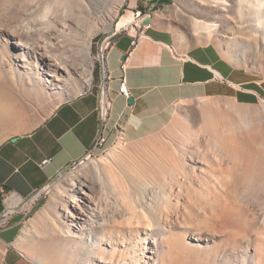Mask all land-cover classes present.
Masks as SVG:
<instances>
[{"label": "rangeland", "instance_id": "obj_1", "mask_svg": "<svg viewBox=\"0 0 264 264\" xmlns=\"http://www.w3.org/2000/svg\"><path fill=\"white\" fill-rule=\"evenodd\" d=\"M229 1L163 0L147 19L173 32L184 48L213 45L242 74L244 88L258 93L248 95L264 118V8L256 11L259 23L250 8L243 12L234 5L240 0ZM129 6V0H0V144L34 130L61 104L94 88L100 89V102L109 104L102 82L107 81L105 54L115 26L136 10L145 13L142 0L136 8ZM46 9L52 10L43 18ZM26 26L34 29L31 36L22 34ZM56 63L68 66V88L55 82ZM203 121L201 115L181 134L174 128L158 143L101 148L62 172L33 203L17 249L35 264H126L131 258V264H264V193L240 201L224 224L193 206L192 193L221 190L225 185L217 179L231 167L230 158L212 152ZM154 157L164 164L163 171L158 169L163 182L150 170ZM177 158L185 165L171 175L168 164ZM107 161L129 199L108 182ZM81 187L93 194L109 222L75 241L60 235L57 226L61 217L74 224L89 221L88 214L79 216L72 207L71 216L64 206L71 199L67 192L74 195ZM82 194L75 197L80 206L93 205ZM189 204L195 216L208 218L207 226L191 224ZM138 213L149 216L150 226Z\"/></svg>", "mask_w": 264, "mask_h": 264}, {"label": "crops", "instance_id": "obj_2", "mask_svg": "<svg viewBox=\"0 0 264 264\" xmlns=\"http://www.w3.org/2000/svg\"><path fill=\"white\" fill-rule=\"evenodd\" d=\"M162 1L142 0L144 12ZM138 2L129 0L130 9ZM113 36L105 54L107 81L102 82L110 108L103 130L98 113L102 94L94 88L61 104L34 130L13 137L15 143L11 138L0 144V219L7 201L15 205L6 223L0 221V264H35L16 247L33 203L62 172L84 159L101 135L102 149L158 143L174 128L178 134L194 128L203 103L252 102L248 93L258 95L244 88L242 74L213 45L184 48L153 19L149 29L133 25ZM133 37H139L135 47ZM123 75L133 105L119 92Z\"/></svg>", "mask_w": 264, "mask_h": 264}, {"label": "bare ground", "instance_id": "obj_3", "mask_svg": "<svg viewBox=\"0 0 264 264\" xmlns=\"http://www.w3.org/2000/svg\"><path fill=\"white\" fill-rule=\"evenodd\" d=\"M228 2L229 0H221ZM230 2V1H229ZM240 10H244L248 7L251 12L257 15V21L260 23L258 8H264V0H240L239 3L234 4ZM52 9H46L43 14V18H47V15ZM250 13L247 14V18H250ZM244 20V18H241ZM150 21V19H147ZM148 21L149 27L151 24ZM136 22L133 16L123 17L121 21L115 26L117 31L122 28L130 27ZM200 30L207 28L206 23H201ZM132 27V26H131ZM22 34L31 36L34 29L30 26L22 28ZM28 48V47H27ZM26 48V49H27ZM31 50V49H30ZM86 53L89 57L92 55L91 47L88 46ZM46 56V55H43ZM57 62V61H55ZM62 64V63H61ZM64 67H60L59 64H53L54 70L59 72L58 76H54L55 82L68 88L69 83V69L68 66L63 64ZM29 76V75H28ZM31 80V78H29ZM43 83V79L40 80ZM91 85L92 78L88 80ZM37 85V81H35ZM33 85V84H32ZM104 104L103 118H106L108 110L107 101H102ZM264 108V105L262 106ZM261 108L255 106L253 102L239 101L236 99L229 100L225 104L218 102H208L206 110L203 112L202 117L204 123L201 127L203 131L210 135L211 150L215 154L220 155V159L230 158L231 167L224 170L220 179L217 182L225 185L221 190L208 188L202 192H194L192 194L195 198L193 206L202 208L203 213L207 216L215 218L218 223L224 224L227 222L228 217L236 212L237 205L242 200H253L257 195L264 193V118H261ZM261 118V119H260ZM160 157L152 158L155 163L149 165L151 172H155L159 176V181L163 182V173L165 169L164 164L159 160ZM181 159L168 164V171L171 175L178 173V168L184 167ZM105 168L108 169V182L113 185L114 190L119 196H122L124 200L130 198L127 190L119 184V180L112 171V164L110 161L105 162ZM97 168V167H96ZM158 169L162 171L158 172ZM175 171V173H174ZM74 188V187H73ZM82 192L86 198L93 203L87 208L83 209L80 206L79 201L75 198ZM70 195V200L65 201V208L69 214L73 216L74 211H79V216L82 213L89 215V221L87 223H69L59 219V225L57 230L60 235L75 241H80L84 238L87 230L88 232L97 230L105 222H109L104 216L103 208H100V204H95L93 194L86 189H79L74 195L67 192ZM195 196V197H194ZM8 202V201H7ZM90 202V203H91ZM10 203L8 202V205ZM130 208V206H129ZM190 211L191 224L196 226H207L209 220L201 216H195L190 204L187 206ZM201 215H203L200 212ZM188 215V214H187ZM138 217L146 226H150L149 216L145 213H138ZM81 219V217H79ZM204 226V227H205ZM206 228V227H205ZM132 258L127 261L126 264L132 263Z\"/></svg>", "mask_w": 264, "mask_h": 264}, {"label": "built area", "instance_id": "obj_4", "mask_svg": "<svg viewBox=\"0 0 264 264\" xmlns=\"http://www.w3.org/2000/svg\"><path fill=\"white\" fill-rule=\"evenodd\" d=\"M133 16L136 20V22H134L135 26H139L140 28H142L143 30H146V29H149V25H148V22H147V12H145L143 14V11L141 10H136L133 12ZM128 29V28H127ZM127 29H125V31H127ZM143 34V32L141 33V35ZM134 38V41L132 42V46L135 47L137 42H138V39L139 37H133ZM105 72H107V70L105 69ZM119 92L121 95H123L126 99H130L132 97L131 95V92L130 90L128 89V86H127V78L125 75H123L121 78H120V86H119ZM103 108H104V104H102L100 101H99V106H98V113H99V120H100V123H101V130L104 129L107 121H108V118H103ZM105 142V138L101 135L97 141L95 142L94 144V147H93V150L90 151L87 156L82 159V160H85L88 158V156H92V152L93 151H97V150H100L102 147H103V144ZM48 162V160L44 161L43 165H45L46 163ZM81 161L77 162V163H80ZM76 163H74L72 165V167H74ZM10 204H9V208L7 211H5L0 219L1 223L2 224H5L6 221L8 220L9 216L11 215L12 211L15 209V205H14V202L12 201H8Z\"/></svg>", "mask_w": 264, "mask_h": 264}, {"label": "water", "instance_id": "obj_5", "mask_svg": "<svg viewBox=\"0 0 264 264\" xmlns=\"http://www.w3.org/2000/svg\"><path fill=\"white\" fill-rule=\"evenodd\" d=\"M148 21H149V20H147V22H148ZM129 104H131V105L134 104V99H133V98H130V99H129ZM17 140H18V138H13V139H12V142L15 143Z\"/></svg>", "mask_w": 264, "mask_h": 264}]
</instances>
